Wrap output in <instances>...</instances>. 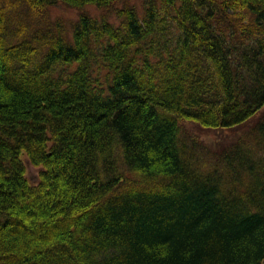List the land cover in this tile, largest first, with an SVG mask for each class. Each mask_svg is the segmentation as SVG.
Wrapping results in <instances>:
<instances>
[{
	"label": "trees",
	"instance_id": "16d2710c",
	"mask_svg": "<svg viewBox=\"0 0 264 264\" xmlns=\"http://www.w3.org/2000/svg\"><path fill=\"white\" fill-rule=\"evenodd\" d=\"M56 4L79 11L71 34L8 40L7 14ZM141 10L0 8V264H264V0ZM261 109L212 159L179 132Z\"/></svg>",
	"mask_w": 264,
	"mask_h": 264
},
{
	"label": "rangeland",
	"instance_id": "374dc122",
	"mask_svg": "<svg viewBox=\"0 0 264 264\" xmlns=\"http://www.w3.org/2000/svg\"><path fill=\"white\" fill-rule=\"evenodd\" d=\"M8 1L10 2L13 0H0V8L5 6ZM129 1L134 4L138 12H142V0ZM117 5H120L119 2ZM86 9L87 12L92 15H99L101 13H106L108 16L113 15L111 9L107 13L108 9L100 10L94 5H88ZM6 12L8 11H4V13ZM41 13L40 16H27L25 12H22L18 17H13L14 15L7 14L8 17H11L9 20L5 17L4 23L5 29H7L8 40L11 42H17L25 37L28 39L34 38V40L30 42L40 48L41 36L45 35V33L48 34L47 36H49V34L54 35L58 31L61 32V35L71 34L73 23L75 22L79 11L62 4H56L46 7ZM12 14L14 13L12 12ZM261 111L262 109L245 123L233 128L214 129L202 127L197 123L188 120L181 121L179 132L181 136L187 139V141H195L198 146L200 144L208 153L207 155H209V157L205 158L212 159V153L214 150H219V147H225L240 136H244V134L250 130L251 125L258 118ZM252 151L256 153L255 148H253ZM37 171V167H27L26 175L30 181L37 180Z\"/></svg>",
	"mask_w": 264,
	"mask_h": 264
}]
</instances>
